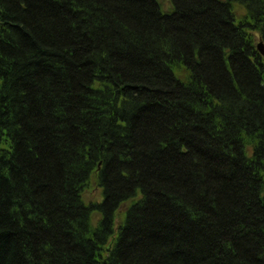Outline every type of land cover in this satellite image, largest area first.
I'll return each instance as SVG.
<instances>
[{"label": "trees", "instance_id": "1", "mask_svg": "<svg viewBox=\"0 0 264 264\" xmlns=\"http://www.w3.org/2000/svg\"><path fill=\"white\" fill-rule=\"evenodd\" d=\"M258 42L264 0H0V264H264Z\"/></svg>", "mask_w": 264, "mask_h": 264}, {"label": "rangeland", "instance_id": "2", "mask_svg": "<svg viewBox=\"0 0 264 264\" xmlns=\"http://www.w3.org/2000/svg\"><path fill=\"white\" fill-rule=\"evenodd\" d=\"M241 14L244 13V9H241ZM83 198L85 201H100L101 200V196H100V191L96 188V186L94 185L93 181L89 184L88 188L85 191V194L83 195ZM96 216H94V220H95Z\"/></svg>", "mask_w": 264, "mask_h": 264}, {"label": "water", "instance_id": "3", "mask_svg": "<svg viewBox=\"0 0 264 264\" xmlns=\"http://www.w3.org/2000/svg\"><path fill=\"white\" fill-rule=\"evenodd\" d=\"M256 49L259 52V54L264 58V44L263 42H258L256 45Z\"/></svg>", "mask_w": 264, "mask_h": 264}]
</instances>
